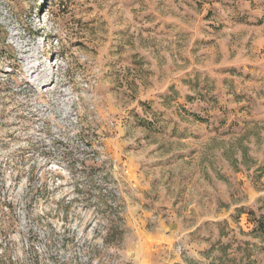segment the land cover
<instances>
[{
    "label": "rangeland",
    "instance_id": "374dc122",
    "mask_svg": "<svg viewBox=\"0 0 264 264\" xmlns=\"http://www.w3.org/2000/svg\"><path fill=\"white\" fill-rule=\"evenodd\" d=\"M0 28V264H264V0H0Z\"/></svg>",
    "mask_w": 264,
    "mask_h": 264
},
{
    "label": "trees",
    "instance_id": "16d2710c",
    "mask_svg": "<svg viewBox=\"0 0 264 264\" xmlns=\"http://www.w3.org/2000/svg\"><path fill=\"white\" fill-rule=\"evenodd\" d=\"M111 194L114 197V205H108V203H106V196L99 194L98 197V199L102 201V206L105 207V212L103 214H105V217L107 216L104 218L108 224L103 245L109 249L114 248L115 250H119L127 231L124 227V219L121 217L122 206L119 203L118 198L115 197L112 192Z\"/></svg>",
    "mask_w": 264,
    "mask_h": 264
},
{
    "label": "crops",
    "instance_id": "0c3cea01",
    "mask_svg": "<svg viewBox=\"0 0 264 264\" xmlns=\"http://www.w3.org/2000/svg\"><path fill=\"white\" fill-rule=\"evenodd\" d=\"M162 229H163L162 231L158 230V234L156 233V235L154 236V239H155V241H157V243H160L163 248L169 249L171 246H174L175 242L177 241L175 233H174V231L170 230V228L167 227V225L163 226ZM195 229H198V228L194 227L193 229L187 230L184 233L183 237L185 235L192 234L195 231ZM144 237L140 238V245H139L140 253L142 254V256H144L145 252H146L145 246H148L147 238H145V241H144V239H143ZM189 238H191V236H187L185 238V240H186L185 245H186V248L188 249L187 255L191 257V256L195 255L194 250L190 248V247L194 246V243H192ZM183 258H185V257H182V256L176 254L171 259L170 262L172 264H187Z\"/></svg>",
    "mask_w": 264,
    "mask_h": 264
}]
</instances>
